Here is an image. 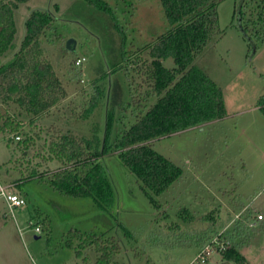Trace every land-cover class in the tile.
<instances>
[{
  "label": "rangeland",
  "instance_id": "rangeland-1",
  "mask_svg": "<svg viewBox=\"0 0 264 264\" xmlns=\"http://www.w3.org/2000/svg\"><path fill=\"white\" fill-rule=\"evenodd\" d=\"M234 1H219L217 27L224 32L211 35L193 60L221 88L226 115L152 143L156 151L182 168L181 176L158 196L159 209L150 205L134 175L114 153L104 160L115 193L113 205L102 207L90 195L60 193L47 183L24 178L20 182V193L26 201L23 206L9 209L0 194V264H86L81 259L84 256L90 264H97L93 249L80 248L76 239L71 240L73 248L67 245L70 228L115 235L121 250L113 259L122 264L192 263L197 247L164 245L163 240L170 244L176 238H161L158 233L154 236L158 235L159 241L149 245L146 233L158 225L171 230H204L210 228L213 219L216 224L219 219H229L220 229L223 231L235 220L246 221L242 215L247 205L252 213L250 220L256 218L252 221L257 228L249 232L242 253L250 264H264V223H259L264 222V113L257 103L264 93V45L256 53L249 50L251 41L233 17ZM108 2L114 15L85 0H28L14 8L17 30L12 46L1 57L3 63L12 60L19 49L25 18L32 8L50 10L57 18L56 32L61 34L59 39L48 35L39 40L41 58L51 64L58 80L55 105L29 113L18 103L0 100V110L19 120L22 134L36 130L44 135L53 125L89 141L97 134L102 144L106 132L112 142L120 129L132 123L131 118H118L121 106L129 99L128 75L121 66L122 46L130 50L153 41L165 31L167 20L160 0ZM143 54L147 56L146 51ZM76 58H84L80 66L75 64ZM162 64L174 66L170 57ZM98 84L102 95L90 108L93 87ZM156 98L154 95L148 101ZM108 111L113 115L110 125L106 120ZM42 140H35L36 147L42 145ZM20 155L14 142L8 144L0 137V184L6 193L19 190L12 180L20 178V171L14 167ZM180 207H186L189 217L177 213ZM30 219L39 222L40 231H34ZM215 226L210 232L222 237ZM209 243L212 240L203 248ZM77 247L82 257L76 256ZM217 255L213 251L209 260L218 263Z\"/></svg>",
  "mask_w": 264,
  "mask_h": 264
},
{
  "label": "trees",
  "instance_id": "trees-1",
  "mask_svg": "<svg viewBox=\"0 0 264 264\" xmlns=\"http://www.w3.org/2000/svg\"><path fill=\"white\" fill-rule=\"evenodd\" d=\"M27 1L0 0V100L2 103L13 101L23 106L27 112L37 113L48 110L56 103L58 80L51 64L41 58L42 51L39 47L41 37L61 38V34L56 32L57 18L52 12L48 9L32 8L25 18V32L19 49L12 60L7 63L1 61L6 49L12 46L15 39L17 27L14 8ZM85 1L114 15L108 0ZM219 1L160 0L167 20L165 31L153 41L133 49L127 50L122 46L121 66H124L128 75L129 99L121 106L118 118L120 121L128 118L133 121L128 128L120 129L112 142L107 139V132L101 144L97 134L89 141L53 125L46 128L44 135L36 130L22 134L19 120L9 112L0 110V137L7 139L8 144L14 142L21 151L14 164L15 169L20 171V178L18 181L12 180L19 190L13 193L21 194L20 182L31 177L38 182L47 183L60 193L73 196L90 195L102 207L109 203L113 205L115 193L104 160L114 153L119 163L134 175L139 189L150 205L158 210V196L181 176L182 168L156 151L152 143L187 128H198L220 120L226 115L221 88L205 71L193 64L194 58L209 37L224 32L217 27ZM233 17L237 18L244 36L251 41L249 50L256 53L264 45V0H235ZM115 25L120 28L118 22ZM145 51L147 56L143 54ZM167 57L172 59L174 66L165 67L162 64V60ZM76 60L77 58L75 62ZM93 91L95 92L90 100V108L97 104L102 95L99 84L93 87ZM154 95L156 100L148 101ZM257 103L264 113V93L258 97ZM106 117L107 124L110 125L112 113L108 111ZM16 134L20 136L17 140L11 136ZM39 138L43 139L42 145L36 147L35 140ZM52 162L56 165H51ZM22 197L24 198L23 195ZM244 208L242 216L247 217L246 221L242 218L235 220L223 231L220 229L229 219H219L217 224L213 219L209 224L210 228L192 232L171 230L170 227L166 229L158 225L161 228L155 226L152 228L154 230L150 229L146 233L145 241L149 245L158 242V235L154 236L158 233L161 238L164 235L176 238L170 244L168 240H163L164 245H191L200 250L209 240L216 238L218 243L226 241V244L223 242L222 249L212 241L219 262L212 263L209 256L203 263L198 264H250L242 253V248L249 241V232L257 227L252 221L256 218L250 220L252 213L248 205ZM179 209L178 214L189 217L186 207ZM39 212L43 213L41 210ZM29 222L32 226L34 224L40 227L38 221L33 222L30 219ZM259 223L261 225L264 222L260 220ZM49 225V220L45 217L47 230ZM213 226L219 229L216 232L222 231V237L215 234L213 236L210 232L213 231ZM261 229L264 230V225ZM68 233L70 239L67 245L73 248L71 240L76 239L80 248L93 249L97 253L95 263L122 264L113 259L121 250L120 241L115 235L92 230L83 232L74 228H70ZM75 254L82 257L81 249L77 247ZM135 254L138 255V252ZM81 259L90 264L88 256Z\"/></svg>",
  "mask_w": 264,
  "mask_h": 264
},
{
  "label": "built area",
  "instance_id": "built-area-1",
  "mask_svg": "<svg viewBox=\"0 0 264 264\" xmlns=\"http://www.w3.org/2000/svg\"><path fill=\"white\" fill-rule=\"evenodd\" d=\"M84 60V58H77L76 60V64H80L82 61ZM13 136V138L15 140L19 139V135H11ZM263 163H264V157H263ZM0 194L4 197L5 201H6V204L7 206L9 207V209H12L14 207H19V206H23L25 204V199L16 194V193H11V192H5V186H2L0 185ZM262 215L261 214H258L257 215V218H261ZM34 231L38 232L40 231V227L39 226H35L34 227ZM213 242H215L217 245H218V248L219 249H222L224 247V243L223 241H221L220 243L217 242L216 238L212 240ZM213 251H216L215 248L213 247L212 244H208L207 246H205L204 248L200 249L194 259V263L198 264V263H203L207 257L210 256V254L213 252ZM192 263H189V264H193Z\"/></svg>",
  "mask_w": 264,
  "mask_h": 264
},
{
  "label": "crops",
  "instance_id": "crops-1",
  "mask_svg": "<svg viewBox=\"0 0 264 264\" xmlns=\"http://www.w3.org/2000/svg\"><path fill=\"white\" fill-rule=\"evenodd\" d=\"M264 155V154H263ZM9 184V183H8ZM1 185V184H0ZM2 186H4L3 184H2ZM20 193V192H19ZM19 195H21V194H19ZM22 196V195H21ZM5 200V199H4ZM6 202V201H5ZM217 257H218V255H217ZM216 257H214V259H215ZM187 264H189V263H187Z\"/></svg>",
  "mask_w": 264,
  "mask_h": 264
}]
</instances>
